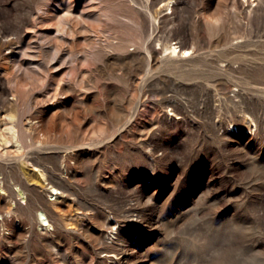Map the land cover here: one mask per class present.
<instances>
[{"label": "rangeland", "instance_id": "374dc122", "mask_svg": "<svg viewBox=\"0 0 264 264\" xmlns=\"http://www.w3.org/2000/svg\"><path fill=\"white\" fill-rule=\"evenodd\" d=\"M168 1L0 0V37L15 41L0 48V86L17 105L23 159L9 144L0 173L31 177L28 161L51 167L78 145L67 161L74 209L99 221L88 236L47 234L46 243L21 240L31 223L15 213L0 264H120L91 242L108 238V221L126 250L121 264H264V86L246 85L264 78V0H173L170 10ZM171 45L191 54L171 56ZM223 51L258 64L226 73L200 59ZM62 83L74 88L66 106ZM33 107L46 124L64 115L67 130L36 142L23 125Z\"/></svg>", "mask_w": 264, "mask_h": 264}, {"label": "bare ground", "instance_id": "6f19581e", "mask_svg": "<svg viewBox=\"0 0 264 264\" xmlns=\"http://www.w3.org/2000/svg\"><path fill=\"white\" fill-rule=\"evenodd\" d=\"M172 5L173 0H169L166 3V8L170 10ZM208 25L210 26L211 22H208ZM14 44L15 41L12 37L8 35H1L0 48L10 47ZM166 50H170L171 56H176L177 54L180 55V53H182L183 56L180 57L181 59L188 57L191 54L189 49H180L179 46L171 45L170 47L166 48ZM212 56L208 60H206L207 58L205 59L203 56L200 59H204L206 64L212 66L214 69L226 73L236 72L233 67L234 63H241L239 66V71L242 72L244 70V64H251L253 66L254 64H258L257 62L259 60L258 58H253V56H251L249 53L247 55L242 53L235 54L234 51H223L218 55ZM209 57L210 56H208V58ZM260 60H262V58H260ZM221 61L226 63L224 65H220L222 63ZM174 62L179 63L178 61ZM182 62H185V60ZM9 70L10 67L7 64L3 66L4 74H8ZM263 79L264 78L259 79L256 77L249 78V80L246 81V85L252 86L254 88L264 86ZM73 91L74 88L70 84L62 83L58 86V94L60 96H66L65 100L61 103L62 106H66L70 103L68 96ZM231 91L234 92V96L242 95L241 91L238 92L237 89H233ZM0 103L3 105L0 107L4 108L5 111L8 112V114H6L4 117L0 116V146H6L4 149L0 150V160L2 161L7 160L6 158L12 153L11 148H8L9 144L16 146L18 155L22 148V144L19 140V131L17 132V129L14 125V120L16 121L17 105L14 100L6 97L4 88L2 86H0ZM168 106H171L172 109H175L174 104L169 103ZM33 108V112L24 118L23 125L25 132L28 133V135H30L31 138L36 142L39 140L40 133L42 131L49 132L52 127H56L62 130V132L66 129L67 118L64 115L56 113L57 111H55L53 119L50 121L51 123L46 124L43 122L42 116H40V111H38L36 107ZM72 127H74L71 129L76 137V143L79 144L80 137H78V133L76 131L77 127ZM230 135H232L230 131H225V136L229 137ZM50 139L51 138L48 136L44 142L49 141ZM72 144L66 147L67 152H64L62 156L59 157L60 159L58 158L57 163L54 164V166L43 167L36 161H28V164L31 165L35 171V174L31 175V177H27L26 173L23 172H17L15 178L4 176V174L0 173V241L10 242L13 239L16 231V227L12 223L15 213H28L31 223L30 229L23 230L21 233V240H24L23 238L25 237L26 233H30L31 238L35 237L39 241L46 243L49 242L48 237L50 236L48 235L52 234H55L57 238H61L63 235H68L74 239L77 238L78 240L81 235L88 236L87 233L89 232V228L93 225H97L99 221L96 219V217L90 216L86 211V213L82 212L81 215H76V209H74L78 198L76 199L77 195L75 185L70 179L73 176L71 171L72 168L69 166L67 161L74 160L76 158L77 152H75L74 148H77L78 145ZM18 159H22L20 155L18 156ZM1 167L2 164L0 163V170ZM64 171H67V176L69 173L71 174L68 177H61ZM36 172H39V174ZM30 182H33V184H30ZM54 196L55 198H53ZM21 200H23V202H21ZM25 201H27L26 208L22 205V203ZM80 216L81 218H79ZM36 224H39L40 228L38 230L35 228ZM5 226L9 227L12 233H4L2 228ZM113 226L114 224L111 221L106 222L102 231L103 234L108 232V238L106 240H102L100 236H97L94 239L91 238V242H93L94 248L96 251H98V254H102L101 257H103L104 260L121 264L127 259L125 256L126 250H123L118 246V244H116ZM51 228L55 231L54 233L49 232ZM27 240L25 239L23 243L27 244ZM51 254L58 255L59 249H54Z\"/></svg>", "mask_w": 264, "mask_h": 264}]
</instances>
